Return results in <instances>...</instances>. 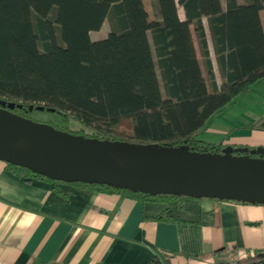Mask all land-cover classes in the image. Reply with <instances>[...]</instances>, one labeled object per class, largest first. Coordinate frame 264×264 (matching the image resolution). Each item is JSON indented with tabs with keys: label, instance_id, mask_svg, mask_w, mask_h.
Instances as JSON below:
<instances>
[{
	"label": "trees",
	"instance_id": "trees-1",
	"mask_svg": "<svg viewBox=\"0 0 264 264\" xmlns=\"http://www.w3.org/2000/svg\"><path fill=\"white\" fill-rule=\"evenodd\" d=\"M177 2L183 19L177 16L175 0H156L159 19L147 18L142 0H0V106L84 136L223 151L225 145L197 133L211 113L264 75L258 15L264 0H225L224 9L219 0ZM202 15L222 75L219 85ZM104 19L107 33L91 39L89 31ZM190 23L199 39L209 89ZM256 126L264 128V116ZM255 147L232 145V150L243 154ZM250 154L264 156V145L261 153ZM5 162L15 174L60 181ZM67 183L150 200L176 196L103 183ZM255 256L260 257L256 264L264 263V254ZM143 264L163 263L152 254Z\"/></svg>",
	"mask_w": 264,
	"mask_h": 264
},
{
	"label": "crops",
	"instance_id": "crops-1",
	"mask_svg": "<svg viewBox=\"0 0 264 264\" xmlns=\"http://www.w3.org/2000/svg\"><path fill=\"white\" fill-rule=\"evenodd\" d=\"M175 1L177 16L183 19V8ZM219 3L224 9L225 0ZM151 8V19H159L156 0H151ZM258 15L264 38V7ZM201 22L219 85L222 75L206 16ZM189 30L209 89L192 23ZM256 80L264 84V75ZM248 92L235 95L232 104H227L230 100L209 115L198 137L221 145H264V128L256 126L264 116V102L247 103ZM262 248V203L187 195L136 198L18 175L0 159V264H143L152 254L163 264H201Z\"/></svg>",
	"mask_w": 264,
	"mask_h": 264
},
{
	"label": "water",
	"instance_id": "water-1",
	"mask_svg": "<svg viewBox=\"0 0 264 264\" xmlns=\"http://www.w3.org/2000/svg\"><path fill=\"white\" fill-rule=\"evenodd\" d=\"M17 135L25 149L8 146ZM247 149V147H245ZM263 145L236 154L84 136L0 106V159L64 182L264 203ZM109 154L126 160L119 168Z\"/></svg>",
	"mask_w": 264,
	"mask_h": 264
},
{
	"label": "rangeland",
	"instance_id": "rangeland-1",
	"mask_svg": "<svg viewBox=\"0 0 264 264\" xmlns=\"http://www.w3.org/2000/svg\"><path fill=\"white\" fill-rule=\"evenodd\" d=\"M142 1H143V6H144L145 10L147 11V18L151 19V17H152L151 0H142ZM107 31H108V24H107V21L104 19L98 29H93V30L89 31V37L91 39H98V38L104 37L105 34L107 33ZM248 91L249 92L246 95L247 103H251V101L253 99H257L260 102H264V84H261V81L256 80L254 82H251L248 86ZM237 98H240V97H237ZM237 100H239V99H237ZM232 102H233V100L230 101V103L228 102L227 104H232ZM252 107H253V109H255L256 112H258L260 114L263 113L262 112L263 109L259 108V106L253 105ZM209 120H210V118H209ZM258 146L259 145H257V147Z\"/></svg>",
	"mask_w": 264,
	"mask_h": 264
},
{
	"label": "built area",
	"instance_id": "built-area-1",
	"mask_svg": "<svg viewBox=\"0 0 264 264\" xmlns=\"http://www.w3.org/2000/svg\"><path fill=\"white\" fill-rule=\"evenodd\" d=\"M257 253L264 254V248L260 250L243 251L237 257L229 258L223 261H207L201 264H256L260 261V257L255 256ZM253 257V258H250ZM264 264V263H262Z\"/></svg>",
	"mask_w": 264,
	"mask_h": 264
},
{
	"label": "bare ground",
	"instance_id": "bare-ground-1",
	"mask_svg": "<svg viewBox=\"0 0 264 264\" xmlns=\"http://www.w3.org/2000/svg\"><path fill=\"white\" fill-rule=\"evenodd\" d=\"M8 146L11 148H15L18 150H23L25 149L24 143L22 141L21 136L17 135L12 141H10L8 143ZM109 156L111 157V159L113 160V162L119 167L122 168L125 164H126V160L118 157L117 155H112L109 154Z\"/></svg>",
	"mask_w": 264,
	"mask_h": 264
}]
</instances>
